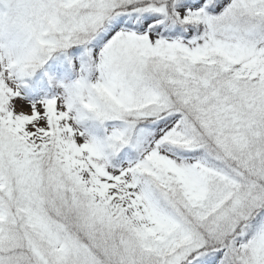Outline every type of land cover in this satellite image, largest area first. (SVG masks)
Listing matches in <instances>:
<instances>
[{
  "label": "snow or ice",
  "instance_id": "obj_1",
  "mask_svg": "<svg viewBox=\"0 0 264 264\" xmlns=\"http://www.w3.org/2000/svg\"><path fill=\"white\" fill-rule=\"evenodd\" d=\"M0 264H264V0H0Z\"/></svg>",
  "mask_w": 264,
  "mask_h": 264
}]
</instances>
